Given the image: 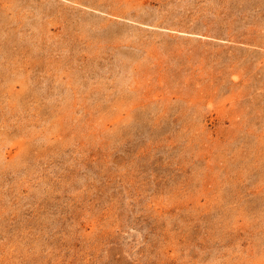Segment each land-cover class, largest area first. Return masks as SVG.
<instances>
[{"label":"rangeland","instance_id":"1","mask_svg":"<svg viewBox=\"0 0 264 264\" xmlns=\"http://www.w3.org/2000/svg\"><path fill=\"white\" fill-rule=\"evenodd\" d=\"M0 264H264V0H0Z\"/></svg>","mask_w":264,"mask_h":264},{"label":"bare ground","instance_id":"2","mask_svg":"<svg viewBox=\"0 0 264 264\" xmlns=\"http://www.w3.org/2000/svg\"><path fill=\"white\" fill-rule=\"evenodd\" d=\"M142 12V11H141ZM169 21V20H168ZM96 27V26H95ZM185 27V26H184ZM159 39V38H158ZM113 48V47H112ZM191 65V64H190ZM70 74V73H69ZM206 75V74H205ZM66 91V90H65ZM67 92V91H66ZM134 95V94H133ZM245 98V97H244ZM129 101V100H128ZM172 104V103H171ZM110 113V112H109ZM232 113V112H231ZM107 119V118H106ZM260 149V148H259Z\"/></svg>","mask_w":264,"mask_h":264}]
</instances>
